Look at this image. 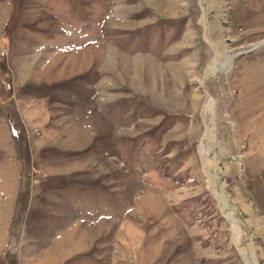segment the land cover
<instances>
[{"label": "rangeland", "instance_id": "rangeland-1", "mask_svg": "<svg viewBox=\"0 0 264 264\" xmlns=\"http://www.w3.org/2000/svg\"><path fill=\"white\" fill-rule=\"evenodd\" d=\"M208 96L264 264V0H0V264H246Z\"/></svg>", "mask_w": 264, "mask_h": 264}, {"label": "bare ground", "instance_id": "bare-ground-1", "mask_svg": "<svg viewBox=\"0 0 264 264\" xmlns=\"http://www.w3.org/2000/svg\"><path fill=\"white\" fill-rule=\"evenodd\" d=\"M214 47H213V51H214L215 55L212 59V62L210 63L209 67L207 68V70L205 72V76L202 77V80L205 79V77L208 76V74L213 73L214 68H216L215 60L217 58L216 55L218 52H217V49ZM211 105H212V98L210 96H208V98L205 102L204 111H203V114H204V116H203L204 134H203V137L201 139L200 149H199L203 169H204V172L208 178L209 186L212 190V193L214 194V197L218 201V204H219V207L223 213V216L229 223L230 231H231L232 244L235 247H237V249H238L240 255L242 256L243 260L245 261V263L246 264H252L253 261H255V259L253 257V251L251 249V245L245 244L241 239L242 238L241 235L244 233V231L242 230L243 227L241 225V221L239 219V216H236L237 213L235 214V211L230 209L231 203L229 205L228 198H227L228 196H226L224 193L223 184L220 183L219 178H218V173H217V171H215L214 165L212 164V159L210 158L209 139H210V136L212 133V128H213L212 119H211L212 117L210 118V115H209ZM245 205L246 204H244V206ZM254 264H256V262H254Z\"/></svg>", "mask_w": 264, "mask_h": 264}, {"label": "water", "instance_id": "water-1", "mask_svg": "<svg viewBox=\"0 0 264 264\" xmlns=\"http://www.w3.org/2000/svg\"><path fill=\"white\" fill-rule=\"evenodd\" d=\"M253 50H254V49H251V50H247V51H244V52H240V53H239V55H242V54H246V53H249V52H251V51H253ZM233 56H234V55H233ZM233 56H232V57H233ZM232 57H231V58H232Z\"/></svg>", "mask_w": 264, "mask_h": 264}]
</instances>
